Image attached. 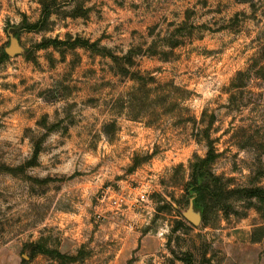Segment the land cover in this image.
Segmentation results:
<instances>
[{"label":"rangeland","instance_id":"374dc122","mask_svg":"<svg viewBox=\"0 0 264 264\" xmlns=\"http://www.w3.org/2000/svg\"><path fill=\"white\" fill-rule=\"evenodd\" d=\"M255 187L264 0H0V264H264Z\"/></svg>","mask_w":264,"mask_h":264},{"label":"trees","instance_id":"16d2710c","mask_svg":"<svg viewBox=\"0 0 264 264\" xmlns=\"http://www.w3.org/2000/svg\"><path fill=\"white\" fill-rule=\"evenodd\" d=\"M53 42L52 44H56L58 41H51ZM137 79L141 80V81H151V82H155V78L153 76H142V75H137ZM208 189H209V185L206 183L205 185L203 184L200 187V192L202 193L203 196H207L206 194H208ZM239 193L241 197L246 196V197H264V189L260 188V187H255V188H251V189H241V190H234V191H230V190H224L223 188L220 189V195L224 194V193ZM227 199L224 198L220 204L222 203H226ZM42 251L43 249L39 246H35L32 247V251ZM57 256H61L60 254H57ZM62 257V256H61ZM27 260L23 259L22 264H27Z\"/></svg>","mask_w":264,"mask_h":264},{"label":"water","instance_id":"95a60500","mask_svg":"<svg viewBox=\"0 0 264 264\" xmlns=\"http://www.w3.org/2000/svg\"><path fill=\"white\" fill-rule=\"evenodd\" d=\"M185 216L187 217V219L191 220L192 222H197L199 217L191 212H187L185 214Z\"/></svg>","mask_w":264,"mask_h":264},{"label":"built area","instance_id":"2783aa9c","mask_svg":"<svg viewBox=\"0 0 264 264\" xmlns=\"http://www.w3.org/2000/svg\"><path fill=\"white\" fill-rule=\"evenodd\" d=\"M141 197L143 198V197H144V195H141Z\"/></svg>","mask_w":264,"mask_h":264}]
</instances>
